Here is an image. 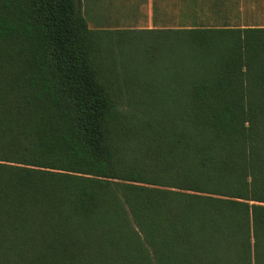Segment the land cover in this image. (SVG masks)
<instances>
[{
    "label": "trees",
    "instance_id": "16d2710c",
    "mask_svg": "<svg viewBox=\"0 0 264 264\" xmlns=\"http://www.w3.org/2000/svg\"><path fill=\"white\" fill-rule=\"evenodd\" d=\"M178 4L0 0V264H264V26Z\"/></svg>",
    "mask_w": 264,
    "mask_h": 264
},
{
    "label": "crops",
    "instance_id": "0c3cea01",
    "mask_svg": "<svg viewBox=\"0 0 264 264\" xmlns=\"http://www.w3.org/2000/svg\"><path fill=\"white\" fill-rule=\"evenodd\" d=\"M100 10L101 15L105 17L104 22L108 23L103 28L164 29L170 27L169 0H104ZM240 20L241 24H248L242 16Z\"/></svg>",
    "mask_w": 264,
    "mask_h": 264
},
{
    "label": "rangeland",
    "instance_id": "374dc122",
    "mask_svg": "<svg viewBox=\"0 0 264 264\" xmlns=\"http://www.w3.org/2000/svg\"><path fill=\"white\" fill-rule=\"evenodd\" d=\"M104 0H80L82 14L90 29H101L108 23L104 22L105 17L101 15V5ZM179 0H169L170 27L176 25L180 14ZM100 8V9H99ZM229 10L231 6L228 7ZM105 11V9H102ZM241 16L250 25L264 26V0H242L239 6Z\"/></svg>",
    "mask_w": 264,
    "mask_h": 264
}]
</instances>
